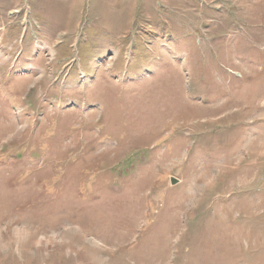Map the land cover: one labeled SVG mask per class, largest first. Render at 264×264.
I'll return each instance as SVG.
<instances>
[{"label":"rangeland","instance_id":"rangeland-1","mask_svg":"<svg viewBox=\"0 0 264 264\" xmlns=\"http://www.w3.org/2000/svg\"><path fill=\"white\" fill-rule=\"evenodd\" d=\"M0 264H264V0H0Z\"/></svg>","mask_w":264,"mask_h":264},{"label":"water","instance_id":"water-1","mask_svg":"<svg viewBox=\"0 0 264 264\" xmlns=\"http://www.w3.org/2000/svg\"><path fill=\"white\" fill-rule=\"evenodd\" d=\"M173 180H174V178H171V182H172V183H174V181H173Z\"/></svg>","mask_w":264,"mask_h":264}]
</instances>
